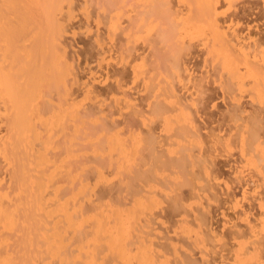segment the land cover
I'll use <instances>...</instances> for the list:
<instances>
[{"label": "rangeland", "instance_id": "374dc122", "mask_svg": "<svg viewBox=\"0 0 264 264\" xmlns=\"http://www.w3.org/2000/svg\"><path fill=\"white\" fill-rule=\"evenodd\" d=\"M32 1L29 0L30 5H28L30 6L29 9H32H30L32 13L29 12L33 16L31 17L35 24L32 23V26L30 25L31 28H29L30 30L27 33L29 35L18 46L23 47L21 48L23 50L26 46L31 47L34 44L35 37L47 39L50 44H54V47L58 49L61 55H64L62 61L68 62L70 67H72L71 73L65 76L66 78L58 84L59 86L53 85L56 89L53 87L47 90L48 87H45V85L41 89H38V92L42 91L39 92L37 97L38 109L41 107L39 111L41 116H43L42 118L50 120L54 119L51 117H54V113L58 115L57 112L59 113V111L70 110V113L61 112L62 114H59L60 117L65 113L67 115L68 113L72 114L71 110H74L75 107L77 114L74 116L80 118L78 121V119L72 116L73 114L70 117L66 115L70 118L69 120L67 118V125L64 124L66 127L60 128L57 126L54 127L52 133L49 132V135H53V139H51L52 147L50 148L52 150L48 149L50 157L66 159L69 149L76 150L79 148L78 153L75 152L78 155L70 158L71 161L75 160L76 157L79 159H76L75 161L77 162L74 164L71 162L74 165V168L70 166L73 168L71 169V173L73 172L74 176L72 177L71 175V179L69 178L70 176L68 178L67 175L66 177L62 176L60 178L61 182L58 180L59 177H57L60 176L59 174L56 176L58 179L56 180L55 178V181L60 183V189L58 185V188L55 187L58 193V190H61L58 194L60 198L63 199L65 197L64 199H66L67 195L68 197L72 195L71 198H75L72 191L75 190L74 192L77 193L82 186L81 183H85L84 180L87 181L85 184H87L88 188H91L87 190L88 194H90L88 195L89 197H84V199L82 198V202H79L85 203L86 208H84L87 211L84 210L82 204L81 207L86 213L89 210L95 212L92 209L97 206L100 210L102 207L99 206L103 204L110 205V208L114 206V209L116 207L119 211L121 209L125 212H130L129 210H132L134 204H138L136 199H142L143 201L146 199L144 202L149 204L148 197L150 198L152 195H155L153 198H157L156 200L159 203L157 202L158 205L155 208L153 207V210L146 211L151 212L149 215L147 213L148 217H145V213H143L145 218L143 215H138V212L135 214L138 217H143L144 220L140 218L141 220H139L142 221V225H137V231L134 230L133 234L136 235L132 236L134 237L132 239L133 249L140 245L138 241H141L139 236L142 235L146 238L144 239L146 240V244H153L155 242V246L153 244L154 248L158 245L155 249L156 251H160V254L162 253L160 256H162L164 261L168 260L166 264H193V262L194 264H240L239 261H236V254L242 253L241 251L238 252V250L239 246L244 242L241 244L240 242H249L246 245L247 248L244 247V250L248 249L246 251L248 252L249 248H251L250 250L255 252L256 247L259 248L257 243V246H254L255 242L258 241L260 244L263 243L261 246L259 244V246L263 250V255L261 254L262 256H260L262 262H264V228L261 229L264 224V161L260 158V154L262 156L264 154V88H262L264 81H261V85L259 84L258 87L254 84L255 81L252 82V78L250 79L249 77L248 79L247 74L245 75L246 68L244 65L236 63L234 65L237 66L232 65V69L230 66H227L230 65L228 64L227 56L218 54L220 50L215 45L216 41H214L215 37L212 35L213 33L202 25L206 21H201L203 14L197 6L196 0H62L59 10L52 16L56 31L55 34H52L51 38H49L51 33L48 35L49 31L45 25L48 24L44 20L46 17L42 16L43 11L41 6L45 0ZM36 1L39 5H37ZM219 2L220 8H218L221 13L219 14L218 21L223 31L225 30L224 32H226L230 40L238 36L237 44L239 43L240 46L244 44L251 52L254 49L256 52H259H252L258 54V58H256L257 55H251L249 51V56L253 57L249 58L254 61V58L258 60L260 66L256 63L255 66L252 64L254 67L258 65L260 68L263 65L262 67L264 68V0H219ZM198 21L203 26L202 28H199L201 26H199ZM189 22L190 24L193 23L192 25L198 23L197 28L194 25L195 27H192L195 29L192 27L190 29L189 25H187ZM186 28H189L188 32ZM205 28L207 30H204ZM165 35H168V37ZM3 41L0 40V64L4 68L3 74L5 76H17L16 80H18L19 85H24L28 78L26 76L25 62H21V64L16 63V66L14 64L13 67L11 59L6 57L8 43ZM240 46L238 45L237 47L239 48ZM244 46L242 45L241 47ZM245 47L244 50L248 52V48ZM256 47H258V51ZM230 52L234 55H239L240 53L239 50L236 53L237 50L235 51L234 48L230 49ZM230 52L228 53L229 56L236 59L243 56L241 53L239 56H234ZM262 67L260 74L264 77V74H262L264 73V69ZM35 70H38L37 66ZM235 71L239 72L236 73ZM11 72L13 74H10ZM22 72L26 74L24 75ZM234 74L235 77L233 76ZM238 76L242 77V80L244 78V80L240 81ZM4 79L0 77V81H4ZM243 83L245 85H242ZM251 84L254 85L255 89L256 87L261 88L259 93L257 92L258 94L254 92V88H250L253 87ZM256 91L258 90L256 89ZM0 94V188H4V191L1 189L0 195L9 192L7 195L10 194L11 196L9 197H12L9 200H14L18 204V199L15 197L18 195L19 186L16 182L17 186L15 183H12L15 179L13 177L15 174L13 173L14 171L17 172V169L14 165L10 164V158V162L8 161V154L6 153V149L4 150L6 147L5 145L3 146L6 139L8 138L9 140L10 137L9 125L11 120L9 115L12 107H10V102L8 101V103L6 98L3 97V92H0ZM255 94L256 96H252ZM183 110L185 111L184 114L190 115H185V117L188 116L185 121L182 118L183 116H180ZM64 116V122H66V116ZM188 118L192 120L190 121ZM74 122L77 123L78 127ZM41 125V121L36 119L35 126L37 129L39 128L38 131L43 136L42 140H45L49 135L45 131V128H43V125ZM129 130H132V134ZM128 132L129 134H127ZM255 132L258 136L261 135V137L255 135ZM253 133L255 134L253 135ZM151 135L152 137H150ZM197 136L200 139L199 137L196 138ZM255 136L258 141H255L257 140ZM117 138H123L122 141H119L124 142L123 145L126 144L123 146L126 147V150L128 147L126 152L128 153L129 151L127 158L125 152L123 153L122 151V154L125 155V160L130 162L126 163L120 150L118 151L117 143L121 145L122 143L117 141ZM145 139L147 140L145 141ZM252 139L257 142L256 145L254 144L255 142H252ZM77 140L79 141L77 142ZM196 140H199L200 143H197ZM126 141L134 142L135 144L132 143L131 145L130 142ZM78 143H81L79 144L80 146L77 145ZM90 143L92 146L89 145ZM35 147L36 149L38 148L37 150H43L42 141L35 142ZM68 147L69 149H67ZM95 147H97L98 153ZM101 147L102 149H99ZM261 151L263 152L261 153ZM257 155L259 156L256 159ZM251 158L255 159L254 162L250 161ZM112 162L115 163L113 164ZM76 164L77 167H75ZM78 166L81 168L79 169ZM128 167L129 169L127 170ZM76 171L77 173H75ZM100 171L103 174L99 173ZM101 175H103V180ZM81 176L83 179H81ZM77 177L80 180L75 181ZM11 178H13L12 182ZM66 179L69 180L66 181ZM11 186L16 189H11ZM5 188H10L11 190L9 191ZM51 189L47 191L51 192ZM56 191H53L55 195ZM75 193L74 195L76 196ZM77 194L80 195V193ZM5 195L4 198L6 197ZM22 195L20 197L18 195L19 199ZM24 195L26 194L24 193ZM79 195L76 196L77 199ZM56 196L53 197L55 198ZM53 197L49 198L54 201ZM24 198L25 196H22L21 202L26 200ZM71 198L69 200L73 202ZM49 200L45 201L46 205L51 203ZM21 202H19V206ZM24 204L22 203V208ZM53 205L52 209L55 208V206L53 208ZM136 205L135 208H137ZM174 205L175 208H173ZM49 208L48 210H50ZM20 211L22 209L18 210V212ZM37 212L39 213V211ZM45 212L42 213L45 215ZM38 213H35V215ZM49 217L50 219L51 217L53 218V216ZM19 220L21 221V218ZM45 220L47 221L48 219ZM19 223L15 221L14 225L17 224V227L20 224L22 225V223ZM52 224L49 225L47 222V226H45V228L47 227L45 229L46 233L51 231L50 226L53 227ZM137 224L139 223L137 222ZM188 226L191 231L186 229ZM85 227L83 224V228L85 229L83 231L85 232L84 234L90 231V226ZM249 227L255 229L254 236L251 233L252 229L250 228V230ZM21 228H17L19 232L17 233L18 238L16 234V238H11V235H14L10 232L11 228L9 229L11 235L7 234L8 228L1 229V232H4V229L6 230V234L4 233V235L9 240L12 239L11 244L13 245L10 246H16L14 248L16 250L14 251L16 253L18 251V254L21 253L19 252L20 250L27 247L23 245L26 242L22 244L23 246L20 245L21 242L19 244L18 239L22 235H27L28 233L26 232L29 231V228L27 231L26 228L25 230L22 229L26 232L25 234L24 232L21 234ZM83 228L81 229L83 230ZM182 228H184V231ZM30 232L34 233L31 229ZM41 232L39 233L41 236H38L42 239L44 231ZM198 232L199 234L202 233V236L199 235V237L207 239L205 240L208 246L202 249L200 248L202 246L196 247L198 245L194 244L197 241ZM12 233H15V231ZM46 233L44 234L46 235ZM80 234H77V236ZM45 235L43 238H45ZM136 236L139 240L136 239ZM188 236L190 237L188 238ZM31 237H28V239L33 240ZM240 237L241 239H239ZM13 239L18 240V242L15 240L18 245L12 242ZM149 239L152 240L149 241ZM21 240L23 241L24 239L21 237ZM250 241L254 242L253 246ZM34 243L36 244V242ZM8 244H10V241ZM35 244L34 247L38 246V244ZM39 244L41 247V242ZM136 244L139 245L137 246ZM20 246L23 248L21 249ZM104 246H102L101 251L105 250ZM31 247L29 248L32 250L33 248ZM29 248H24V251H29ZM162 248L163 252H161ZM242 248L243 245L242 247L240 246V250ZM252 248L255 249L252 250ZM36 249L40 248L36 247ZM41 249L43 250L44 247H41ZM70 249L74 248L71 247ZM41 251L40 253H42ZM251 251L248 252L250 255L247 258H250L252 254L254 257L256 256ZM104 252V256L101 255L106 257L105 255L109 252L108 250ZM44 253L45 250L42 254ZM28 255L31 256L30 254ZM45 255L41 256L44 257ZM163 255L166 257L165 259ZM34 256L32 258L38 257ZM113 256L110 255L109 258L106 257L105 259L108 258L107 260L110 263V261H114V259L111 260ZM49 259L52 260V258ZM55 259L57 258H53V260ZM36 260L38 261V259ZM48 260L47 263L42 262V264H49ZM53 260L51 264L55 263ZM37 261L35 263L40 264V260L39 263ZM163 263L165 264V262Z\"/></svg>", "mask_w": 264, "mask_h": 264}, {"label": "bare ground", "instance_id": "6f19581e", "mask_svg": "<svg viewBox=\"0 0 264 264\" xmlns=\"http://www.w3.org/2000/svg\"><path fill=\"white\" fill-rule=\"evenodd\" d=\"M34 1V0H33ZM32 1V2H33ZM42 1V0H41ZM65 1V0H64ZM63 1V2H64ZM67 1V0H66ZM229 1H231V0H229ZM28 2V3H27ZM40 2V1H39ZM61 2H62V0H45L44 2H43V5L41 4V2H40V4L42 5H40L41 6V9H42V11H43V15L42 16H45L46 17V19H44L45 20V22H47L48 24H45L46 25V28L48 29V35L50 36H48L49 38H51V36H52V34H55V31H56V27H55V25L53 24V19L54 18H52V16H53V14L55 13V12H57L58 10H59V8H60V6H61ZM193 2V1H192ZM35 3V2H34ZM36 3H37V1H36ZM196 3H197V6H198V8H200V10H201V12H202V14H203V17H202V19H201V21L202 20H204V21H206L205 23H202V25L204 26V27H206L208 30L210 29V31L213 33L212 35L216 38H214V41H216V44L215 45H217V48L220 50V52L218 51V49H217V51L219 52L218 54H221L222 56L223 55H225V56H227L226 58L228 59V61H229V63L228 64H230V65H227L228 67L230 66V68H231V66L233 65V66H237V65H234V64H236V63H240V65H244L245 66V70H246V72H245V75L248 77V79H249V77H250V79L252 78L253 79V81L252 82H254V84L256 85V86H258L259 87V84L261 85V81H264V77H262L261 76V72H260V69H261V67L263 66H261L260 68H259V66H260V64H258V60L256 59V58H258V54H255V53H259V52H256L255 51V49L254 48H252V49H254V51H255V53H252V52H254V51H252L251 52V50H249V48L246 46H244V44H242L245 48H248V52H246V50H244V47H241L240 46V44L238 43L237 44V40H238V36H233L234 38H233V40L231 39H229L228 38V36H227V34H226V32H224L223 31V29H222V27L219 25V21H218V19H219V14L221 13V12H219V4H220V2H219V0H196ZM30 5V2H29V0H0V40H4L5 42H7L8 43V47H7V55H6V57L7 58H10L11 59V61L13 62V64H12V66L14 67V64H15V66H16V63H20L21 64V62H25V70H26V76H28V78H27V80H26V82H25V84L24 85H19V83H18V80H16V77L15 76H8V75H6L5 76V74H3L4 73V68H2V66H1V64H0V72H2V74H0V77H3V79H4V81H0V92H3V97H5L6 98V100H7V102L9 101L10 102V104L12 105H10V107H12L11 108V113H10V137H9V140H8V138L6 139V141L4 142V144H3V146L5 145V147L6 148H4V150L6 149V153L8 154V161H9V158H10V160H11V162H10V164H12V165H14L15 167H16V169H17V172H15L14 171V173L13 174H15V176H13V177H15V179L13 180V178H11V182H12V180H13V184L16 182L17 184H18V188H19V190H20V192H22V191H24V192H22V193H20L19 192V190H18V188H17V192H18V195H19V197H20V195H22V196H25V198H26V202L25 201H22L21 202V198H22V196H21V198L19 199V197H18V195L15 197V198H17L18 200V204H17V202L16 201H14V200H9V199H12V197H9V196H11L10 194L9 195H7L9 192H7V193H5L4 195L6 196L5 198H4V195L2 194V195H0V264H34L37 260L36 259H38V261H37V263H39V260H40V264H42V262L44 263V262H46L47 263V260L49 259V258H52V260H53V258H57V259H55L56 261H58L57 262V264H108L109 263V260H107L108 258H109V256L111 255H114L113 256V258L111 259V260H113L114 259V261H110V263H112V264H164L163 262H165V264L166 263H168L167 261H164L163 259H162V256H160V255H162V253L160 254V251H156V247H158V245L154 248V246H155V242H153V244H154V246H153V244L152 243H150V244H146V240H144V239H146V238H144V236H139V239L141 240V241H138L139 242V244H136L137 246V248H134L133 249V241H132V239L134 238V237H132L134 234V230H136L137 231V225H140L141 223H142V221H140L141 219L140 218H142V220H144L143 219V217H144V215H143V213H145V217H148V215H149V213H151V212H146L147 210H153L158 204H157V202H158V200H156L157 198H153L155 195H152V193L150 192V191H148V192H150L151 193V197L149 198L148 197V202H149V204L148 203H146V202H144L146 199H144V201L142 200V199H139V200H137L136 199V201L138 202V204L136 205V204H134V207H132V210H129L130 212H125V211H123V210H121L120 208V211L119 210H117L116 209V207H115V209H114V206L112 207V208H110V205L108 206V205H105V204H103L102 206H99V207H102L103 208V210H101L102 208H100V210L98 209V206L97 205H95V206H97L96 208H93L92 210L93 211H95V212H91V210H89L87 213H86V211H87V209H85L86 207H85V203L83 202V204L82 203H79V202H82V198L84 199V197H86V198H88L89 196L88 195H90V194H88V189H91V188H88V186H87V184H85V183H87V181L86 180H84L85 181V183L84 182H82L81 184H82V186H81V188H80V190L77 192V193H80V195L79 194H77V193H75L74 191H72V194H73V196L75 197V198H71V196L69 195V197L71 198V200H73V202L72 201H70L69 199V197H68V195H67V198L66 199H68V200H66V199H61L60 198V195H58L59 193H60V191L61 190H58L59 191V193L56 191L57 190V188L59 187V189H60V186H59V182H56L55 181V178H56V180L58 179L57 177H59V181H60V178L62 177V176H64V177H66V175H67V178H68V176H70L69 178L71 179V175H72V177L74 176V174H73V172L71 173V169H73L74 168V163L75 162H77V161H75L76 159H77V157H76V159L75 160H70V158H72V156H74V155H76V153L75 152H77L78 153V151H79V148L78 149H74V150H72V149H69V147L67 148V149H69V151H67L68 152V157H67V155H66V157L67 158H69V160H67V158L65 159H63V158H58V159H55V158H52V157H50L49 156V150L48 149H50L51 147H52V142H51V139H53V135L52 134H50L49 135V132L50 133H52L53 131H54V127H57V126H59L60 128H64V127H66V126H64V124H66L67 125V123H68V121H67V118H68V120L70 119L69 117L72 115V116H76V109H75V107H74V110H71V113L72 114H69L70 112V110L69 111H59V113L57 112V114L58 115H56V113H54V111H53V113H54V117H51V118H54V119H50V120H48V119H46V118H42L43 116H41V113H40V111H39V109H41V107L38 109V100H37V97H38V95H39V92H42V91H39L38 92V89H41L44 85H45V87H48V89L47 90H49V89H51V88H53L54 86L53 85H55V86H57L58 84H60L61 82H63V80H64V78H66L65 76L66 75H68L69 73H71V68L72 67H70V65L68 64V62H66V61H62V57L64 56V55H61L60 53H59V51H58V49L56 48V47H54V44H50V42L46 39V40H44L43 38L42 39H40V38H37V37H35V42H34V44L31 46V47H27L26 46V48L25 49H21V48H23V47H20V45L18 46V44L19 43H21L22 41H23V39H25V37H27L29 34H27L28 33V31L30 30L29 28H31L30 27V25L33 23V16L32 15H30L31 13H32V11H30V9H29V5ZM193 4V3H192ZM230 4H231V2H230ZM32 5H34V4H32ZM37 5H39V3H37ZM195 5V4H194ZM195 7V6H194ZM219 7V8H218ZM32 10V9H31ZM31 13H30V12ZM195 12H196V10H195ZM198 12V11H197ZM35 14V13H34ZM201 14V13H200ZM36 15V14H35ZM32 16V17H31ZM41 16V17H42ZM35 18V17H34ZM195 18H196V15H195ZM197 18H199V17H197ZM43 19V18H42ZM195 20H197V19H195ZM35 21V20H34ZM199 22V21H198ZM33 24H35V23H33ZM193 24V23H192ZM192 24H190V22L189 23H187V25H189L188 27L191 29V27L193 26V27H195L196 26V28H197V24H194V25H192ZM199 24H200V22H199ZM186 25V24H185ZM201 24L199 25V26H201V27H199V28H202L203 26H202ZM32 26V25H31ZM187 27V26H186ZM192 27V28H193ZM43 28V27H42ZM189 28H186V31L188 32L189 31ZM204 29V30H207V29ZM44 29H45V27H44ZM193 29H195V28H193ZM197 30H199V29H197ZM203 30V29H202ZM42 31H43V29H42ZM45 31V30H44ZM201 31V30H200ZM41 32V31H40ZM47 32V31H46ZM186 32V33H187ZM30 33V32H29ZM46 34V33H45ZM42 35H43V33H42ZM161 35H162V33H161ZM45 36V35H44ZM55 36V35H54ZM166 36V35H165ZM164 36V37H165ZM166 37H168V35L166 36ZM56 38V37H55ZM232 38V37H231ZM54 40V39H53ZM3 41V42H4ZM240 42V41H239ZM51 43H53V42H51ZM237 44V45H236ZM260 44V43H259ZM259 44H258V46H259ZM240 46L239 48L237 47V46ZM246 45V44H245ZM255 45V44H254ZM261 45V44H260ZM7 46V45H6ZM21 46H23V45H21ZM250 46H251V44H250ZM249 46V47H250ZM232 47V48H231ZM238 49H237V48ZM252 47V46H251ZM255 47V46H254ZM234 48V50L236 51L237 50V52L236 53H238V50H239V52L241 53V55H243V56H241V57H243V58H239V59H236L235 57H232V56H229V52H230V49H233ZM258 47H256V50L258 51V49H257ZM57 49V50H56ZM229 50V51H228ZM227 51H228V53H227ZM233 51V50H232ZM249 51H250V54L252 55H257V57L256 58H254L255 59V61L254 60H250V58L249 57H252V56H249L250 54H249ZM231 53V52H230ZM240 53H239V55H240ZM232 54V53H231ZM232 55H234V54H232ZM236 56H239V55H237V54H235ZM234 55V56H235ZM260 56H261V54H260ZM6 57H4V58H6ZM225 58V57H224ZM233 58V59H232ZM253 58V57H252ZM23 59V61H21ZM260 59H261V57H260ZM264 59V58H263ZM256 60H257V62H256ZM227 61V62H228ZM255 63H254V62ZM258 64V65H256V67H254L255 66V64ZM259 63H261V62H259ZM264 63V62H263ZM38 64V65H37ZM227 64V63H226ZM252 64H254V66L252 65ZM239 65V66H240ZM36 66H37V68H38V70H35V68H36ZM243 66V67H244ZM258 68H259V70H258ZM263 68V67H262ZM232 69V68H231ZM264 69V68H263ZM24 70V69H23ZM238 70V69H237ZM240 71V70H239ZM238 71V72H239ZM264 71V70H263ZM262 71V72H263ZM236 73H238L237 71H235ZM23 73V72H22ZM10 74H13L12 72L10 73ZM24 74V73H23ZM24 74V75H25ZM230 74H232V73H230ZM262 74H264V73H262ZM237 75V74H236ZM232 76V75H231ZM234 77H235V74L233 75ZM8 77V78H7ZM239 78H240V76H238ZM243 77H245V76H243ZM246 79V78H245ZM2 80V79H1ZM239 80V79H238ZM237 80V81H238ZM242 80V77L240 78V81ZM243 80H244V78H243ZM242 80V81H243ZM20 81H22V80H20ZM250 81V80H249ZM21 83V82H20ZM22 84V83H21ZM65 84V83H64ZM247 84V83H246ZM262 84H263V82H262ZM242 85H245L244 83L242 84ZM59 86V85H58ZM64 86V85H63ZM63 86H62V88H63ZM224 86V85H223ZM251 86H253V87H250V88H254V85H252L251 84ZM255 86V87H256ZM61 87V86H60ZM243 87V86H242ZM55 88V87H54ZM262 88H264V86L262 87ZM56 89V88H55ZM255 89V88H254ZM256 89L258 90V91H256ZM256 89H255V91L254 92H258L259 93V91L261 90V88L259 89V88H257L256 87ZM46 90V91H47ZM61 90V89H60ZM67 90V93H68V88L66 89ZM65 90V91H66ZM248 91V90H247ZM50 92H51V90H50ZM252 92V91H251ZM66 93V94H67ZM90 93V92H89ZM257 93V94H258ZM43 94V93H42ZM45 94V93H44ZM60 94V93H59ZM64 94H65V92H64ZM260 94H261V92H260ZM259 94V95H260ZM1 95V94H0ZM68 95H70V94H68ZM89 95V94H88ZM258 95V96H259ZM64 96H66V95H64ZM252 96H256V94L255 95H252ZM2 97V96H1ZM89 97V96H88ZM3 99V98H2ZM88 99V98H87ZM40 101V100H39ZM8 102V103H9ZM37 104V105H36ZM49 107V106H48ZM72 107V106H71ZM59 108V107H58ZM53 110H54V108H52ZM51 109V110H52ZM71 109H73V108H71ZM45 110V109H44ZM57 110V109H56ZM161 110V109H160ZM160 110H158V111H160ZM163 110H164V108H163ZM180 110H182L181 108H180ZM58 111V110H57ZM43 112V111H42ZM61 112H69L68 113V115L65 113V114H63V116L65 115H67V116H69V117H67L66 116V118H65V120H66V122H64V118H63V116H61L60 117V115L59 114H62ZM75 112V113H74ZM80 112V111H79ZM78 112V113H79ZM155 112V111H154ZM181 112V111H180ZM180 112H179V114H180ZM184 110L182 111V113L180 114V116L182 117V118H184V121H185V119L188 117V116H190V115H188V114H184ZM44 113V112H43ZM80 114V113H79ZM44 115V114H43ZM47 115V114H46ZM51 115V114H50ZM159 115V114H158ZM185 115H188L187 117H185ZM53 116V115H52ZM64 116V117H65ZM74 116V117H75ZM80 116V115H79ZM162 116V115H161ZM179 116V115H178ZM73 117V118H74ZM81 117V116H80ZM163 117V116H162ZM180 117V119H182ZM50 118V117H49ZM73 118H71L72 120H73ZM76 119H78V121H79V119L80 118H78V116L77 117H75ZM74 118V119H75ZM40 120L41 121V123H42V125H43V128H45V131L48 133V138H46L45 140H42V137L43 136H41V133L38 131V129L36 128V126H35V120ZM189 119V118H188ZM82 120V119H81ZM187 120V119H186ZM190 121L192 120L191 118L189 119ZM74 121V120H73ZM76 121V120H75ZM83 121H85V120H83ZM74 123H76V122H74ZM80 123H81V121H80ZM87 123V122H86ZM86 123H85V125H86ZM37 125V124H36ZM41 125V126H42ZM76 125H77V123H76ZM75 125V126H76ZM69 126V125H68ZM77 127H78V125H77ZM86 127H88V126H86ZM69 128V127H68ZM89 128V127H88ZM77 129V128H76ZM76 129H75V131H76ZM80 129V128H79ZM82 129V128H81ZM92 129V128H91ZM90 129V130H91ZM66 130V129H65ZM72 130H74V129H72ZM63 131V130H62ZM61 131V132H62ZM88 131H89V129H88ZM130 131V130H129ZM44 132V131H43ZM68 132V131H67ZM92 132H94V131H92ZM65 133H66V131H65ZM85 133V132H84ZM130 133L132 134V130L130 131ZM256 133V132H255ZM255 133H253V135L255 134ZM54 134V133H53ZM76 135H77V133H75ZM88 134V133H87ZM86 134V135H87ZM127 134H129V132L127 133ZM78 135H80V134H78ZM90 135L92 136V134L90 133ZM107 135V134H106ZM255 135H257V133L255 134ZM260 135V134H259ZM69 136V135H68ZM68 136H67V138H68ZM84 136V135H83ZM88 136V135H87ZM90 136V137H91ZM130 136V135H129ZM196 136V135H195ZM258 136V135H257ZM52 137V138H51ZM79 137H81V136H79ZM89 137V136H88ZM88 137H86V138H88ZM105 137V136H104ZM103 137V138H104ZM120 137H122V136H120ZM136 137V136H135ZM138 137V136H137ZM150 137H152V135L150 136ZM199 136H197L196 138H198ZM253 137V136H252ZM258 137H261V135L260 136H258ZM114 138V137H113ZM255 138H256V136H255ZM77 139V138H76ZM81 139V138H80ZM79 139V140H80ZM92 139V138H91ZM118 139V138H117ZM123 139V138H122ZM122 139H118L117 141H119V140H121L122 141ZM132 139V138H131ZM152 139V138H151ZM153 139H155V138H153ZM199 139H200V137H199ZM257 139V138H256ZM260 139H262V138H260ZM8 140V141H7ZM68 140V139H67ZM79 140H77V142L79 141ZM81 140H83V139H81ZM89 140V139H88ZM100 140H102L101 138H100ZM147 139H145V141H146ZM253 140V139H252ZM37 141H42V143H43V150H37L36 149V147H35V142H37ZM85 141H86V139H85ZM103 141V140H102ZM105 141H107V140H105ZM114 141V140H113ZM121 141H119V142H121ZM138 141V140H137ZM152 141V140H151ZM197 141V143L199 142V140H196ZM255 141H258V139L257 140H255ZM254 140L252 141L253 143L255 142ZM262 141V140H261ZM261 141H259V142H261ZM65 142V141H64ZM71 142V141H70ZM98 142H100V141H98ZM126 142H128V141H126ZM130 142V141H129ZM128 142V143H129ZM150 142V141H149ZM264 142V141H263ZM262 142V143H263ZM54 144H55V142H53ZM104 143V142H103ZM122 143V142H121ZM124 143V142H123ZM123 143H122V145L120 144V143H117L118 144V151L120 150V152H121V155L123 156V158L125 157V155L124 154H122V151H123V153L125 152V154H126V158H127V154L129 153V151H128V153H126L127 152V150H128V147H127V150H126V147H123V146H125L126 144H124L123 145ZM131 143V142H130ZM132 143H134V142H132ZM132 143H131V145H132ZM143 143H145V142H143ZM200 143V142H199ZM256 143L257 142H255L254 144L256 145ZM65 144V143H64ZM68 144V143H67ZM73 144H74V142H73ZM72 144V145H73ZM79 144H81V143H78L77 145L78 146H80ZM98 144V143H97ZM105 144V143H104ZM135 144V143H134ZM136 144H137V142H136ZM7 145V146H6ZM41 145V144H40ZM62 145V144H61ZM87 145V144H86ZM90 146H92L91 145V143L89 144ZM103 145V144H102ZM106 145H107V143H106ZM149 145H151V144H149ZM252 145V144H251ZM68 146V145H67ZM67 146H65V147H67ZM76 146V145H75ZM82 146V145H81ZM130 146V145H129ZM136 146V145H135ZM253 146V145H252ZM57 147V146H56ZM59 147H61V146H59ZM64 147V148H65ZM74 147V146H73ZM99 147H100V145H99ZM140 147V146H139ZM259 147V146H258ZM261 147V146H260ZM71 148V147H70ZM75 148V147H74ZM86 148V147H85ZM96 149H97V147H95ZM112 148V147H111ZM123 148H124V150H123ZM150 148V147H149ZM62 149V148H61ZM80 149H82V148H80ZM99 149H102V147L101 148H99ZM104 149V148H103ZM110 149V148H109ZM131 149V148H130ZM52 149H50V151H51ZM74 151V152H72V151ZM85 150V149H84ZM106 150H107V148H106ZM81 151V150H80ZM88 151H89V149H88ZM96 151V150H95ZM94 151V152H95ZM108 151V150H107ZM106 151V152H107ZM116 151V150H115ZM132 151V150H131ZM150 151V150H149ZM184 151H186V150H184ZM65 152H66V150H65ZM97 153H98V149H97V151H96ZM100 152V151H99ZM119 152V153H120ZM133 152V151H132ZM139 152V151H138ZM142 152V151H141ZM263 151H261V153H262ZM74 153V154H73ZM96 153V154H97ZM115 153H117V152H115ZM131 153V152H130ZM4 154H5V152H4ZM64 154V153H63ZM66 154V153H65ZM106 154V153H105ZM110 154H111V152H110ZM260 154V153H259ZM57 155V154H56ZM78 155V154H77ZM76 155V156H77ZM80 155V154H79ZM130 155V154H129ZM256 155V154H255ZM121 156V157H122ZM259 155H257L256 156V159H257V157H258ZM260 158H262V160L264 161V154H263V156L260 154ZM61 157H62V155H61ZM84 157V156H83ZM100 157V156H99ZM113 157V156H112ZM120 157V159H122ZM6 158V157H5ZM79 158H80V156H79ZM110 158V157H109ZM108 158V159H109ZM117 158V157H116ZM126 158H124V160L126 159ZM129 158V157H128ZM130 158H131V156H130ZM129 158V159H130ZM140 158V157H139ZM59 159H61V160H59ZM81 159H82V156H81ZM119 159V160H120ZM128 159V160H129ZM77 160H79V159H77ZM123 160V159H122ZM253 161L254 162V158L252 159H250V161ZM262 160H259V161H262ZM68 161H70L69 163H70V165H69V163H68ZM104 161V160H103ZM105 161H107V160H105ZM258 161V162H259ZM13 162V163H12ZM73 164H72V163ZM84 162H85V160H84ZM123 162V161H122ZM125 162L127 163V162H130V161H127V160H125ZM201 163H203L202 161H200ZM256 162V161H255ZM83 163V162H82ZM82 163H81V165H82ZM85 163H87V162H85ZM105 163H107V162H105ZM110 163V162H109ZM113 163V162H112ZM115 163V162H114ZM113 163V164H114ZM77 164H79V163H77ZM77 164H76V166L75 167H77ZM175 164V163H174ZM178 164V163H177ZM255 164V163H254ZM97 165V164H96ZM107 165V164H106ZM116 165V164H115ZM118 165V164H117ZM125 165V164H124ZM130 165V164H129ZM262 165V164H261ZM260 165V166H261ZM70 166H72V167H70ZM97 166H99V165H97ZM103 166V165H102ZM264 166V165H263ZM262 166V167H263ZM70 167V168H69ZM79 167V166H78ZM107 167V166H106ZM118 167V166H117ZM257 167H258V165H257ZM51 168V169H50ZM81 167H79V169H80ZM136 168V167H135ZM134 168V169H135ZM260 168V167H259ZM15 169V170H16ZM79 169H78V171H79ZM114 169V168H113ZM122 169V168H121ZM129 169V167L127 168V170ZM83 170V169H82ZM86 170V169H85ZM99 170V169H98ZM97 170V171H98ZM120 170V169H119ZM181 170V169H180ZM95 171V170H94ZM84 172V171H83ZM121 172V171H120ZM127 172V171H126ZM125 172V173H126ZM261 172V171H260ZM75 173H77V171L75 172ZM99 173H101V171L99 172ZM60 175V176H57V175ZM87 174V173H86ZM98 174V173H97ZM101 174H103V173H101ZM121 174V173H120ZM129 174V173H128ZM81 175H83V174H81ZM57 176V177H56ZM99 176V175H98ZM103 175H101V177H102ZM138 176H139V174H138ZM261 176V175H260ZM64 177H63V179H64ZM80 177V176H79ZM82 177V176H81ZM105 177V176H104ZM132 177H134V176H132ZM263 177H264V175H263ZM87 178V177H86ZM98 178V177H97ZM138 178V177H137ZM146 178V177H145ZM145 178H143V179H145ZM53 179V180H52ZM62 179V180H63ZM81 179H83V177L81 178ZM99 179V178H98ZM131 179V178H130ZM261 179V178H260ZM65 180V179H64ZM69 180V179H68ZM67 179H66V181H68ZM73 180V179H72ZM71 180V181H72ZM76 180H80V178H78L77 177V179H75V181ZM102 180H103V177H102ZM53 181V182H52ZM99 181V180H98ZM147 181V180H146ZM261 181V180H260ZM56 182V183H55ZM61 182V181H60ZM70 182V181H69ZM74 182V181H73ZM102 182V181H101ZM105 182V181H104ZM263 182V181H262ZM15 183V184H16ZM54 184V186H52L53 184ZM63 183V182H62ZM103 183V182H102ZM259 183V182H258ZM264 183V182H263ZM1 184V183H0ZM12 184V185H13ZM17 184H16V186H17ZM55 184H56V186H55ZM80 184V183H79ZM57 185H58V187H57ZM8 187H10V186H8ZM52 189H51V188ZM54 187V188H53ZM55 187H57V188H55ZM80 187V186H79ZM90 187V186H89ZM13 187L11 186V189H12ZM23 190H22V189ZM1 189L2 188H0V191H1ZM4 189V188H3ZM2 189V191H4ZM6 190H11L10 188H5ZM16 189V188H15ZM14 188H13V190H15ZM49 189H51V192H48V191H50ZM54 189V190H53ZM13 190H12V193H13ZM22 190V191H21ZM48 190V191H47ZM56 191L57 193H56V195H58V196H56L54 193L55 192H53V191ZM136 190V189H135ZM141 190V189H140ZM144 190V189H143ZM1 191V192H2ZM0 192V193H1ZM15 192V191H14ZM16 192V193H17ZM76 194V196L77 195H79V198L77 199V197L74 195V193ZM87 192V193H86ZM148 192H145V193H148ZM152 192H153V190H152ZM24 193L26 194V195H24ZM51 193H53V194H51ZM15 194V193H14ZM51 194V195H50ZM71 194V193H70ZM82 194V195H81ZM48 195V196H47ZM84 195V196H83ZM133 195H134V193H133ZM137 196H138V194H136ZM135 195V196H136ZM146 195V194H145ZM8 196V197H7ZM53 197V196H56V197H58V198H54V201H55V204H54V201L51 199V198H49V197ZM136 196V197H137ZM149 196V195H148ZM31 197V198H30ZM81 197V198H80ZM134 197V196H133ZM4 198V199H3ZM24 198V199H25ZM2 199V200H1ZM49 200V199H51V200H49V201H51V203L50 204H48V205H46V202L45 201H47V200ZM61 199V200H60ZM74 199H75V202H74ZM76 199H77V201H76ZM80 199V201H78ZM4 200H6V202H4ZM20 200V201H19ZM57 200V201H56ZM65 200V201H64ZM48 201V202H49ZM19 202H21L20 203V206H19ZM24 202H25V204H24ZM57 202V203H56ZM70 202L72 203L71 205H70ZM135 202V201H134ZM161 202V201H160ZM22 203L24 204V207L22 208ZM133 203V202H132ZM159 203V202H158ZM176 203V202H175ZM16 204V205H15ZM54 204V205H53ZM81 204H82V206H83V208H84V210H86L85 212L83 211V208L81 207ZM111 204V203H110ZM178 204V203H177ZM45 205H46V208H45ZM51 207H50V206ZM52 205H53V208H54V206H55V208L54 209H52ZM135 205L137 206V208H135ZM18 206V207H17ZM50 208H49V207ZM104 206H105V208H104ZM106 206H108V207H106ZM177 207H178V205H176ZM21 207V208H20ZM50 209V210H48V208ZM154 207V208H153ZM108 208H110V209H108ZM117 208H118V206H117ZM153 208V209H152ZM173 208H175V205H174V207ZM179 208V207H178ZM19 209H22V211H20V212H18V210ZM37 209V210H36ZM39 209H41V210H39ZM90 209V208H89ZM126 209V208H125ZM128 209V208H127ZM136 209V210H135ZM35 210H36V212H35ZM44 210V211H43ZM98 210V211H97ZM110 210V211H109ZM134 210H135V212H134ZM175 210V209H174ZM37 211H39V213L37 212ZM45 212V211H47V212H45V215L42 213V212ZM121 211H123V212H121ZM22 212V213H21ZM40 212H41V214H40ZM136 212H138L137 214L138 215H143V217H138V215H135L136 214ZM21 213V214H20ZM35 213H38V214H36L35 215ZM147 213H148V215H147ZM153 213V212H152ZM174 213V212H173ZM40 214V215H39ZM42 214H43V217H42ZM39 215V216H38ZM48 215V216H47ZM55 215V216H54ZM152 215V214H151ZM150 215V216H151ZM49 216H53V218L51 217V219H50V217ZM138 218H137V217ZM18 217V218H17ZM39 217H41L40 219H39ZM144 217V218H145ZM19 218H21V221L19 220ZM34 218H35V220H34ZM37 218V219H36ZM151 218V217H150ZM18 219V220H17ZM45 219H48L47 221L45 220ZM50 219V220H49ZM53 219V220H52ZM140 219V220H139ZM40 222H39V221ZM199 220V219H198ZM15 221H18V223L20 222V223H22V225L20 224V225H18V227L16 226V225H14V223H15ZM32 221V222H31ZM35 221V222H34ZM140 221V222H139ZM147 221V220H146ZM202 221V220H201ZM30 222V224L28 225V223ZM47 222H48V224L50 225V224H52L53 225V227L52 226H50V230L52 231V233H51V231L49 230V228H48V230L50 231L49 233H51V234H49V233H46V230L45 229H47V227L45 228V226H47ZM50 222V223H49ZM137 222L139 223V224H137ZM148 222V221H147ZM185 222V221H184ZM199 222H200V220H199ZM24 223V224H23ZM35 223V224H34ZM46 223V224H45ZM86 223H89V224H87L86 225ZM146 223V222H145ZM150 223H151V220H150ZM188 223V222H187ZM26 224V226H28L27 228H26V226H24ZM38 224V225H37ZM39 224H41V226H39ZM83 224L87 227H89V229H90V231L89 232H87L86 234H84L85 232H83L85 229L83 228ZM197 224V223H196ZM202 224V223H201ZM36 227H35V226ZM48 225V226H49ZM136 225V226H135ZM142 225V224H141ZM147 225V224H146ZM261 225V224H260ZM14 226H15V228H14ZM20 226V227H19ZM21 226H22V228H21ZM24 226V227H23ZM30 226H32V227H30ZM34 226V227H33ZM42 226H44V227H42ZM135 227V228H133V227ZM143 226H145V225H143ZM184 226V225H183ZM11 229H10V228ZM39 227H42V228H39ZM52 227V228H51ZM85 227V228H86ZM184 227H187V226H184ZM192 227V226H191ZM198 227V226H197ZM3 228H8L7 229V234L8 235H11V234H14L13 236L11 235V238H13V237H15V234H16V236H17V233H19L18 232V230H17V228H21V230L22 229H24L25 230V228H26V231L28 230V228H29V231H25L26 233H28L27 235L25 234V232L22 230L20 233L22 234V232H24V234L26 235V237H25V235L23 236H21L24 240L22 241H20V239H21V237H20V239H18L19 240V244H20V242H21V244L20 245H22L24 242H26L25 244H23V245H25V246H27V247H24L25 249H27V248H29V247H31V248H33L32 250L29 248V251H24V248H23V250H20L19 252H21V253H19L18 254V251H17V253L14 251V250H16V249H14V248H16V246L14 247H11L10 245H13V244H11V240H9L5 235H4V233L6 234V230L4 229V232H1L2 230L1 229H3ZM14 228V229H13ZM35 228H37V229H35ZM81 228H83V230L81 229ZM133 228V229H132ZM140 228V227H139ZM148 228V227H147ZM190 227L188 226V228H186V229H188L189 231H191L190 229H189ZM251 227H249V229H250ZM264 228V224L262 225V228L261 229H263ZM9 229H10V232H11V234L9 233ZM30 229H31V231L33 232L34 231V233H31L30 232ZM33 229V230H32ZM42 229V230H41ZM80 229H81V231H80ZM183 229V231H184V228H182ZM201 229V228H200ZM252 229V232L250 231ZM249 231L252 233V235L254 236V234H255V229H253V227L251 228ZM20 230V229H19ZM47 230V231H48ZM140 230V229H139ZM145 230V229H144ZM152 230H154V229H152ZM13 231H15V233H12ZM17 231V232H16ZM36 231V232H35ZM43 233H42V232ZM78 231H80L79 233H77ZM151 231V230H150ZM149 231V232H150ZM187 231V230H186ZM185 231V232H186ZM254 231V232H253ZM263 231V230H262ZM29 232H30V234H29ZM38 232V233H37ZM42 233V236L44 237V233H46V235H45V238H43L42 237V239H41V237H39V236H41V234H39V233ZM84 234H82V233ZM142 232V231H141ZM147 232V231H146ZM148 232V233H149ZM188 232V231H187ZM243 232V231H242ZM241 232V233H242ZM249 232V234H250V236H251V233ZM264 232V231H263ZM3 233V234H2ZM80 234L79 236H77V234ZM89 233V234H88ZM131 233H132V235H131ZM144 233H145V231H144ZM147 233V234H148ZM151 233H152V231H151ZM181 233H182V231H181ZM33 234V235H32ZM34 234H35V236H37L36 238H34L35 236H34ZM37 234V235H36ZM44 234V235H43ZM48 234V235H47ZM137 234H140V233H137ZM146 234V233H145ZM144 234V235H145ZM195 234V233H194ZM198 234V235H197ZM196 235H197V241H195L196 243H194V244H196V245H198V246H196V247H200V246H202V247H200L201 249L202 248H204V247H206V246H208V245H206V240L204 239V237H199V235L200 236H202V233L201 234H199V232L197 233ZM246 234V233H245ZM3 235H4V237H3ZM39 235V236H38ZM136 235V234H135ZM134 235V236H135ZM152 235V234H151ZM150 235V236H151ZM195 235V236H196ZM262 235V234H261ZM31 237V238H33V240L32 239H28V237ZM34 236V237H33ZM138 236V235H137ZM137 236H136V239L137 240H139L138 238H137ZM150 236H148V237H150ZM194 236V237H195ZM239 236V235H238ZM241 236V235H240ZM249 236V235H248ZM3 237V238H2ZM147 237V238H148ZM190 236H188V238H189ZM10 238V237H9ZM16 238V237H15ZM17 238H18V236H17ZM40 238V239H39ZM209 238V237H208ZM246 238V237H245ZM251 239H252V237H250ZM26 239V240H25ZM36 241H35V240ZM209 239H211V238H209ZM239 239H241V237L239 238ZM238 239V240H239ZM254 239V238H253ZM256 239V238H255ZM16 240V239H15ZM14 239H13V241L12 242H15L16 243V241L18 242V240H16L15 241ZM30 240H31V242H30ZM41 240V241H40ZM135 240V239H134ZM152 239H149V241H151ZM191 240V239H190ZM258 240H260V239H258ZM9 241H10V244H8L9 243ZM42 241H44L43 243H42ZM147 241H148V239H147ZM34 242H36V244L34 243ZM41 242V247L43 248L44 247V249L42 250L41 249V247H40V243ZM137 242V243H138ZM239 242V241H238ZM244 242V243H243ZM254 242H255V240H254ZM253 241L251 242L250 241V243H251V245L254 243ZM241 243H243V244H241ZM249 242H245V241H242V242H240V246L242 247V245H243V248L240 250V246H239V250H238V252H242V253H238V254H236V261H239L240 262V264H264V262H262V258H261V256L263 255L262 253V249H261V245L263 244H260V242H258V241H256L255 242V245L254 246H257L256 245V243L258 244V247L259 248H257L256 247V251L254 252V251H251L250 249L251 248H249V251L248 252H254L255 254L254 255H256L255 257L253 256V254L251 255V257H253V258H247L250 254L248 253V252H246L248 249H246V250H244L245 248H247V244H248ZM17 245H18V243H16ZM16 244H14V245H16ZM31 244V245H30ZM34 244L35 245H37L38 244V246H35L34 247ZM192 244V243H191ZM199 244H201V245H199ZM259 244H260V246H259ZM22 245V246H23ZM43 245V246H42ZM103 245H105L104 246V248H105V250H108V254L107 255H105L106 257H108L107 259H105L106 257H103L104 256V254H105V250H102L103 252H104V254H103V252L101 251V249H102V246ZM245 245V246H244ZM74 246V247H73ZM191 246V245H190ZM253 246V245H252ZM19 247V246H18ZM17 247V248H18ZM36 247H38V248H40V249H36ZM74 248V249H70V248ZM192 247V246H191ZM238 247V246H237ZM236 247V248H237ZM245 247V248H244ZM20 248H21V246H20ZM21 248V249H22ZM35 248V249H34ZM103 248V249H104ZM172 248V247H171ZM175 249V248H174ZM253 248H252V250H254ZM259 249H261V250H259ZM18 250H19V248H18ZM34 250H36L35 252H34ZM45 250V253L44 254H46L44 257H42L41 255H44V254H42L43 253V251ZM40 251L42 252V253H40ZM208 251V250H207ZM260 251H261V253H260ZM23 252V253H22ZM27 252H29V253H26ZM34 253V254H31V253ZM161 252H163V248H162V251ZM188 252V251H187ZM205 252V251H204ZM244 252H246V253H244ZM258 254H257V253ZM35 253H36V255H35ZM39 253V255H37ZM106 253H107V251H106ZM28 254H30L31 256H29ZM103 256H102V255ZM246 254V255H245ZM262 254V255H261ZM38 256L37 258L35 257V256ZM177 255V254H176ZM261 255V256H260ZM32 256H34L35 258H32ZM102 256V257H101ZM164 256V255H163ZM40 257H42V258H40ZM47 257V258H46ZM187 257V256H186ZM46 259L45 261H43L44 259ZM164 259L166 258L165 256L163 257ZM32 259V260H31ZM41 259H42V261H41ZM116 259V260H115ZM161 259V260H160ZM238 259V260H237ZM34 260H36V261H34ZM50 260V261H49ZM48 260V262H49V264H51V259H49ZM55 260H53L55 263H56V261ZM32 261H34V262H32ZM163 261V262H162ZM32 262V263H31ZM183 262V261H182ZM190 262H191V260H190ZM239 262H237V263H239ZM242 262V263H241ZM53 263V262H52ZM54 263V264H55ZM109 263V264H110ZM36 264V263H35ZM184 264V263H183ZM192 264V263H191ZM193 264H194V262H193Z\"/></svg>", "mask_w": 264, "mask_h": 264}]
</instances>
